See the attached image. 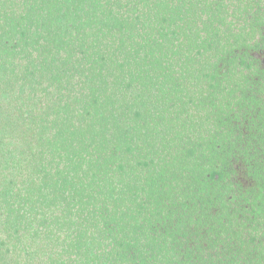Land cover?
Returning <instances> with one entry per match:
<instances>
[{"label": "trees", "instance_id": "obj_1", "mask_svg": "<svg viewBox=\"0 0 264 264\" xmlns=\"http://www.w3.org/2000/svg\"><path fill=\"white\" fill-rule=\"evenodd\" d=\"M0 264H264V0H0Z\"/></svg>", "mask_w": 264, "mask_h": 264}]
</instances>
